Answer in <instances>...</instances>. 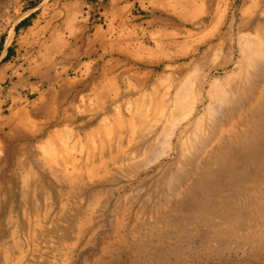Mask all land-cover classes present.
I'll return each mask as SVG.
<instances>
[{"label": "rangeland", "instance_id": "obj_1", "mask_svg": "<svg viewBox=\"0 0 264 264\" xmlns=\"http://www.w3.org/2000/svg\"><path fill=\"white\" fill-rule=\"evenodd\" d=\"M39 1L0 0V48ZM225 1L201 21L228 27L131 68L121 107L11 133L0 264H264V0Z\"/></svg>", "mask_w": 264, "mask_h": 264}, {"label": "crops", "instance_id": "obj_2", "mask_svg": "<svg viewBox=\"0 0 264 264\" xmlns=\"http://www.w3.org/2000/svg\"><path fill=\"white\" fill-rule=\"evenodd\" d=\"M226 3L40 0L31 23L0 48V148L9 144L11 133L36 125V114L56 103L121 107L135 75L131 68L146 72L142 65L169 60L170 53L178 58L171 46L185 50L186 34L197 37V28H204L199 35L205 38L227 28L217 20L201 21L212 5L217 12Z\"/></svg>", "mask_w": 264, "mask_h": 264}, {"label": "trees", "instance_id": "obj_3", "mask_svg": "<svg viewBox=\"0 0 264 264\" xmlns=\"http://www.w3.org/2000/svg\"><path fill=\"white\" fill-rule=\"evenodd\" d=\"M24 23H25L24 21L19 22L15 28H17L18 25H22V24H24Z\"/></svg>", "mask_w": 264, "mask_h": 264}, {"label": "bare ground", "instance_id": "obj_4", "mask_svg": "<svg viewBox=\"0 0 264 264\" xmlns=\"http://www.w3.org/2000/svg\"><path fill=\"white\" fill-rule=\"evenodd\" d=\"M263 52V51H262ZM261 53V52H260ZM263 54V53H262ZM263 106V105H262ZM256 112V111H255ZM258 116V115H257ZM221 160V159H220ZM209 169H211V168H209ZM262 207V206H261ZM258 238V237H257Z\"/></svg>", "mask_w": 264, "mask_h": 264}]
</instances>
